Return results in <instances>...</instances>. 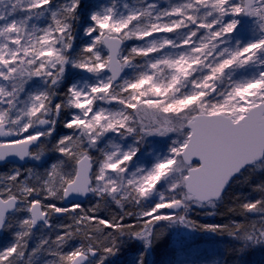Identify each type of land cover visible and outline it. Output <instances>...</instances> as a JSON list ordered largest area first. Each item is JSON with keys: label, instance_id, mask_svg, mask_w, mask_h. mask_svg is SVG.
Segmentation results:
<instances>
[{"label": "snow or ice", "instance_id": "snow-or-ice-1", "mask_svg": "<svg viewBox=\"0 0 264 264\" xmlns=\"http://www.w3.org/2000/svg\"><path fill=\"white\" fill-rule=\"evenodd\" d=\"M256 250L264 0H0V264Z\"/></svg>", "mask_w": 264, "mask_h": 264}, {"label": "trees", "instance_id": "trees-1", "mask_svg": "<svg viewBox=\"0 0 264 264\" xmlns=\"http://www.w3.org/2000/svg\"><path fill=\"white\" fill-rule=\"evenodd\" d=\"M249 264H264V251L256 250L247 257Z\"/></svg>", "mask_w": 264, "mask_h": 264}]
</instances>
